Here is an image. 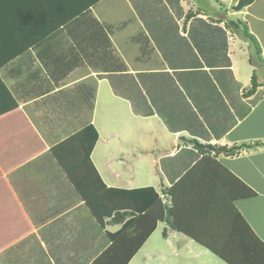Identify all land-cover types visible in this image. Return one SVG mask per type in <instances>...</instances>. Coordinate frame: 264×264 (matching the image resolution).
Returning <instances> with one entry per match:
<instances>
[{
  "label": "crops",
  "instance_id": "obj_1",
  "mask_svg": "<svg viewBox=\"0 0 264 264\" xmlns=\"http://www.w3.org/2000/svg\"><path fill=\"white\" fill-rule=\"evenodd\" d=\"M84 1L0 0V80L17 103L0 114V264L21 247L38 256L28 262L20 254L19 264H107L113 252L106 255L113 244L107 232L128 216L121 222L114 211L108 222L103 214L80 216L79 171L60 159L80 145L67 139L88 124L98 133L90 162L107 187H151L162 204L171 196L170 215L156 216L128 264H230L210 246L232 248L236 258L229 224L236 212L264 243V97L237 90L251 86L244 42H233L232 55L237 47L245 51V74L237 57L231 56L235 67L226 66L222 48L219 67L204 61L202 52L211 50L201 43L212 36L196 29L206 26L199 19L209 17L214 0H205L208 10L181 0L179 14L165 0H99L83 10ZM259 1L246 7L264 5ZM164 11L176 20L172 30L165 29L173 17ZM223 23L217 24L225 30ZM220 146L243 148L232 155ZM238 180L255 194H234L232 205L206 201L211 189L225 193L226 186L240 187ZM145 214L140 230L157 210ZM114 253L126 258L122 247Z\"/></svg>",
  "mask_w": 264,
  "mask_h": 264
},
{
  "label": "trees",
  "instance_id": "obj_2",
  "mask_svg": "<svg viewBox=\"0 0 264 264\" xmlns=\"http://www.w3.org/2000/svg\"><path fill=\"white\" fill-rule=\"evenodd\" d=\"M98 1L99 0H85L83 10H86ZM253 1L254 0H238L236 5L234 6V10H240L244 6L251 4ZM79 11L80 10H78V12ZM200 21L205 23L206 26H211L213 29L218 30L225 39V30L222 27L218 26L217 24L211 25L205 22V20L200 19ZM215 22L217 23L218 21ZM228 25L230 27H233L236 31H240V35L246 41H248L249 63H261L262 50L260 43L258 42L256 36L249 31L248 26L246 24L240 25L234 20H231ZM250 81L252 88H255L260 85L257 80V72L255 69L252 70V73L250 75ZM15 107H17V103L13 100L9 91L0 80V114L14 109ZM73 138L79 139L80 145H78V147L71 152L70 156H67L66 153L61 155V164L64 167H70L69 165H71L74 170L79 171L78 176L81 181L84 182V178H86L85 183L75 181L76 191L79 194H82L85 188L91 189L93 195V197L91 198L92 201H89L87 197H83L85 202L89 201L87 202L89 206L90 204H92V212L97 218H99L98 215L102 217L103 213L101 211H96L93 209V202H96L97 200L96 196H100V198L102 197L104 198V200L114 201V207L112 210V212L114 211L112 217L114 221L121 222L125 216H128L127 220L122 224V226L118 230L114 232H107L109 239H113V244L112 247H109L106 252L107 255L110 254L111 251H113L111 253L112 256L109 257V259L107 260V264H128L129 259L132 257V255H134V253L138 250L142 242L150 234L151 230L154 227L153 225L157 217L159 218L163 213L165 214V217H168L170 215L172 208L171 196L169 194L162 196L164 198V203L162 204L159 199V194L155 192L154 189L151 187L132 189L107 187L105 183L101 180L99 175L96 173L90 162V153L98 138L97 130L92 124H88L82 129V131L69 137L67 141H70ZM242 146H232L230 148L220 146L217 147V150H223L228 154H235L241 148H243ZM60 147L61 146L58 145L55 147V149ZM69 159L72 160V164ZM88 168L92 172L88 171ZM238 181L239 184L243 186V189L245 190L242 195L251 196L255 194V192L246 184H244L240 180ZM97 203L99 202L97 201ZM156 210L157 214L154 216L155 218L153 222L146 229L140 230L139 227L142 223L140 222L139 216L141 215V213L144 212L146 213L145 215H147L149 213L152 214V212H156ZM233 216L234 217L231 218L229 224L232 225V231H234L233 233L237 234V238L235 239V242L237 241V248L233 247L236 252L235 256L237 259H233V256H229V250H231L232 248H225L223 251L219 247L210 245L209 246L215 253L223 257V259H225L230 264H264V243L261 242L254 235L251 228L248 226V224L238 212H236V215ZM122 235L126 236L122 237ZM118 246L120 248L122 247L126 258L122 259V256L113 255L115 254L114 249H116ZM113 258L115 259L111 261V259Z\"/></svg>",
  "mask_w": 264,
  "mask_h": 264
},
{
  "label": "rangeland",
  "instance_id": "obj_3",
  "mask_svg": "<svg viewBox=\"0 0 264 264\" xmlns=\"http://www.w3.org/2000/svg\"><path fill=\"white\" fill-rule=\"evenodd\" d=\"M164 1V0H163ZM167 2L168 5H165L163 4V6L165 8H167L168 6H170L173 10H174V13L175 14H179L181 13L180 12V9H181V6L180 5V2L181 0H165ZM183 2H190V0H183ZM206 1L205 0H195V8L198 9H202L201 7L202 6H205V3ZM238 2V1H237ZM260 2H264L263 1H259V4ZM213 6L209 7V10L208 8L206 7V9L211 13V14H208L209 17H207V19H204V20H212V21H218L217 23H220L221 21H223L224 23V27H225V33L226 31H228V38H227V35H226V39H222V44L219 43V44H212V42L214 41L215 38H218V36H223L219 33L218 30H215L213 29L211 26H205L203 28V26L201 27H197V28H201L199 31H197L196 29V34H199L201 33V35L203 36L204 34H207L209 36H212L209 37L208 39L209 40H205L201 43L202 45V49H206V47L211 50L210 51H206V52H202L204 55L208 54L205 58L204 61H207L210 65L214 66V67H219V64L218 63H214L215 61V58H216V55L219 53V49L222 48L223 52H225L226 50V62L228 63L226 66H232V60H231V56L232 55V52H235V44L234 43H237L238 41H241V42H244L246 44V50L248 55H249V43L248 41H246L241 35H240V31H236L233 27H230L228 24L231 20H234L235 22L239 23L240 25L241 24H246L248 26V29L251 33H253L256 38L258 39V42L260 43V46H261V50L262 53V62L261 63H256L255 64H250V67H247V71L248 70H253L255 69L256 72H257V80L258 82H260V84L262 86H260L261 88L258 89L259 87H255V88H252L251 86L247 87V90H241L239 89L238 87V92L239 94H247L248 93H251L252 91H256L258 90V95L261 96V97H264V95L262 96V94L264 93V19H262L264 17V5H258V3L255 4V6L249 8V7H246L244 6L242 9L240 10H234V6L236 5L235 4H229V3H223L222 2V5L220 6H217V4H221V1L220 0H214L212 2ZM141 5V1L138 2V6H137V11H141L142 7L140 6ZM248 6V5H247ZM246 7V8H245ZM168 10V8H167ZM256 11V15L259 16V18H256L255 17V14L253 15V13ZM162 12V11H161ZM159 10V15H162ZM141 13V12H140ZM164 14L165 15H170L171 18L173 17V15L171 13H169L168 11H164ZM163 14V15H164ZM200 20V19H199ZM207 22V21H206ZM176 24V20L174 19L173 17V22H170V21H166V24H165V29H166V25H169V29L172 30L173 29V25ZM201 22H195V24H200ZM211 25H215L211 22H207ZM216 23V22H215ZM216 23V24H217ZM150 24V22L148 23ZM172 24V25H171ZM177 25V24H176ZM218 25V24H217ZM182 25L181 24H178V27L177 29H180ZM212 28V29H211ZM213 32L214 34L216 33L217 36L213 35L210 33ZM259 32V36L260 38L257 37L256 35V32ZM255 32V33H254ZM185 38L184 41H187V44L189 45V41H188V38L185 36L183 37ZM228 41V46H226V42ZM234 42V43H233ZM197 47L200 48V45L197 44ZM197 50V49H196ZM191 51H194V50H191ZM198 51V50H197ZM215 51V52H214ZM245 51H243L241 48L237 47V55L233 56V57H237V65L239 67V72H241V74H245L246 72V66H245V62H244V54H245ZM199 52V51H198ZM222 52V53H223ZM195 54V65L196 67H201L202 66V60L199 58V55L198 53H194ZM208 59H211L208 61ZM217 65V66H216ZM236 63L232 66V67H235ZM182 68V66H180ZM181 68L179 69L180 72H181ZM218 71V70H217ZM178 72V73H180ZM221 75V74H219ZM222 77V76H221ZM225 78H227L229 81H233L234 79V75L232 73L231 70H227V77L225 76ZM250 79V78H249ZM242 91V92H241ZM257 143V142H256ZM233 155V153H232ZM80 167V166H79ZM78 182H82V183H85L86 181V178H84V182L80 180V178L78 177ZM227 188V192L224 193V190H222V193L221 194H216L215 195V192L213 191V189H211V192H210V198L206 201H208V203L210 204H213V207H217V206H220V205H232V197L234 196V194L236 195H240V194H243L244 193V189H243V186H234V187H229V186H226ZM83 194V195H82ZM82 194H78L80 196V200H82V204L85 206L84 207V211H83V214H81L80 216H83L86 217V216H89L92 218V204H89L87 202L89 201H92V191L90 188H85V190H83ZM87 197V199L89 201L85 202L84 201V197ZM95 198V197H94ZM97 200L96 202L94 201L93 202V209L96 210V211H101L103 213V219H105V221L108 222L109 220V216H107V214H109L110 212H112L113 210V203L114 201L113 200H104V198H100V196H96ZM164 199V198H163ZM97 201L99 203H97ZM102 201V203H101ZM189 203L191 204H199L200 202H191L190 200H187ZM44 212V211H42ZM201 217V216H200ZM101 228H102V224H101ZM111 228V227H110ZM31 250L32 248H28V247H25V249H23V247H21L20 250H17V252L15 253H9V255H7L3 261V264H19L17 262V258L18 256L21 254L22 257L27 261V258L29 257L28 259V262H30V259H35L36 256H38L37 254H31ZM35 250V249H34ZM50 253L51 252H54V250L52 249V251H49ZM53 255V254H52ZM94 257V256H93ZM96 261V260H95ZM94 261L93 264H96ZM54 262V261H52ZM22 264V263H21ZM25 264H28L27 262H25Z\"/></svg>",
  "mask_w": 264,
  "mask_h": 264
}]
</instances>
